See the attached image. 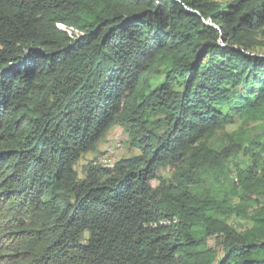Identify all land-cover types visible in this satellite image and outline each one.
<instances>
[{"label": "trees", "instance_id": "16d2710c", "mask_svg": "<svg viewBox=\"0 0 264 264\" xmlns=\"http://www.w3.org/2000/svg\"><path fill=\"white\" fill-rule=\"evenodd\" d=\"M258 35L264 0H0V264H264ZM112 127L138 154L79 179Z\"/></svg>", "mask_w": 264, "mask_h": 264}, {"label": "rangeland", "instance_id": "374dc122", "mask_svg": "<svg viewBox=\"0 0 264 264\" xmlns=\"http://www.w3.org/2000/svg\"><path fill=\"white\" fill-rule=\"evenodd\" d=\"M216 2H219L221 4H227L234 0H214ZM256 49L254 50L255 53L264 54V37L261 35H258L256 37ZM232 128L230 127L229 130ZM248 135L251 138H259L262 135V132L257 127V124L249 125L244 128ZM243 129V130H244ZM229 140L227 137L220 133L217 136H215L211 141L210 145L212 147H215L216 149L223 148L228 145ZM138 154V152L129 147L127 143V135L126 133L119 127H112L110 131L106 134V136L99 141L94 150L82 155L80 159L77 161V163L74 166L75 171L78 174L79 179H83V171L82 168L87 165L90 162H101L102 160H107L109 163L114 164L116 161L128 158L133 155ZM238 160L241 162L244 161L241 156L238 157ZM238 160H234L233 158L226 162L225 168H226V174L228 176V181H225V183L222 185V189L228 193V195H231L230 190H235L238 184L237 176H236V170H235V164ZM156 179L159 177L163 179H168L170 176V169L165 167H159L156 172ZM157 185V180L151 181V186L155 187ZM236 200H233V203H236ZM252 210V209H251ZM250 210V211H251ZM230 224H234L237 229L241 228L240 225H246L247 223L236 218H232L230 220Z\"/></svg>", "mask_w": 264, "mask_h": 264}, {"label": "clouds", "instance_id": "9594fccd", "mask_svg": "<svg viewBox=\"0 0 264 264\" xmlns=\"http://www.w3.org/2000/svg\"><path fill=\"white\" fill-rule=\"evenodd\" d=\"M97 163V162H96ZM97 164H100L102 166H105V167H109L111 166L112 164L109 163L107 160H102L100 163L98 162Z\"/></svg>", "mask_w": 264, "mask_h": 264}, {"label": "water", "instance_id": "95a60500", "mask_svg": "<svg viewBox=\"0 0 264 264\" xmlns=\"http://www.w3.org/2000/svg\"><path fill=\"white\" fill-rule=\"evenodd\" d=\"M175 1L178 2V0H175ZM187 12L192 14V15H198V13L195 11L187 10ZM208 26H212V25L209 23Z\"/></svg>", "mask_w": 264, "mask_h": 264}]
</instances>
